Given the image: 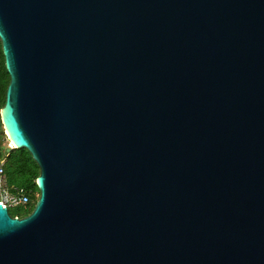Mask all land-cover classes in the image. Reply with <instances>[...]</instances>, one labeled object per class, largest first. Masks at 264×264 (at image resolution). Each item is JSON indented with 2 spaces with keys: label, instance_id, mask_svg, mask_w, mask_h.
<instances>
[{
  "label": "water",
  "instance_id": "water-1",
  "mask_svg": "<svg viewBox=\"0 0 264 264\" xmlns=\"http://www.w3.org/2000/svg\"><path fill=\"white\" fill-rule=\"evenodd\" d=\"M0 43V264H264V0H0Z\"/></svg>",
  "mask_w": 264,
  "mask_h": 264
},
{
  "label": "trees",
  "instance_id": "trees-1",
  "mask_svg": "<svg viewBox=\"0 0 264 264\" xmlns=\"http://www.w3.org/2000/svg\"><path fill=\"white\" fill-rule=\"evenodd\" d=\"M9 82L8 74L4 66V58L1 51L0 43V109L4 105V97L6 92V87ZM4 138L2 135V125L0 121V143ZM4 149V173L6 180L9 186L21 187L25 190L27 196L30 199V206L27 208L16 207L13 209H8V212L11 217L23 218L27 216L33 209L31 206L35 203L38 197V190L36 187V178L39 175V169L35 162L32 160L30 154L24 150H10ZM1 149H0V160L1 158Z\"/></svg>",
  "mask_w": 264,
  "mask_h": 264
},
{
  "label": "built area",
  "instance_id": "built-area-1",
  "mask_svg": "<svg viewBox=\"0 0 264 264\" xmlns=\"http://www.w3.org/2000/svg\"><path fill=\"white\" fill-rule=\"evenodd\" d=\"M12 148V146H10ZM0 204L7 209L16 207L27 208L31 202L21 187L9 186L4 173V161L0 160Z\"/></svg>",
  "mask_w": 264,
  "mask_h": 264
},
{
  "label": "rangeland",
  "instance_id": "rangeland-1",
  "mask_svg": "<svg viewBox=\"0 0 264 264\" xmlns=\"http://www.w3.org/2000/svg\"><path fill=\"white\" fill-rule=\"evenodd\" d=\"M2 135H3L4 138H1L2 139V142L0 143V149H1V152H2V154H1V158L2 159L1 160H3L4 155H5L4 149L5 150L6 149H11L10 146H12L11 143L7 140V138H6V136H5L4 132H3V129H2ZM31 206L33 207L34 204H32Z\"/></svg>",
  "mask_w": 264,
  "mask_h": 264
},
{
  "label": "bare ground",
  "instance_id": "bare-ground-1",
  "mask_svg": "<svg viewBox=\"0 0 264 264\" xmlns=\"http://www.w3.org/2000/svg\"><path fill=\"white\" fill-rule=\"evenodd\" d=\"M12 147H13V144L11 143Z\"/></svg>",
  "mask_w": 264,
  "mask_h": 264
}]
</instances>
